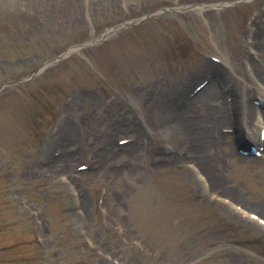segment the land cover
Returning <instances> with one entry per match:
<instances>
[{"label":"rangeland","instance_id":"374dc122","mask_svg":"<svg viewBox=\"0 0 264 264\" xmlns=\"http://www.w3.org/2000/svg\"><path fill=\"white\" fill-rule=\"evenodd\" d=\"M59 1L0 0V86L9 84L0 90V264H264V228L224 202L230 195L264 212V158L241 154L250 142L231 139L241 157L259 161L227 159L216 173L227 189L220 197L203 193L199 170L155 165L176 146L157 126L176 82L202 62L218 67L213 58L224 53L223 73L247 91L255 73L244 57L258 16L264 28V0ZM259 48L262 81L245 94L262 112ZM117 110L138 123L137 157L91 171L80 185L85 221L74 213L80 195L69 172L90 165L104 141L134 139L110 135ZM65 133L74 158L67 175L51 177L46 160ZM121 163L129 168L113 175Z\"/></svg>","mask_w":264,"mask_h":264},{"label":"bare ground","instance_id":"6f19581e","mask_svg":"<svg viewBox=\"0 0 264 264\" xmlns=\"http://www.w3.org/2000/svg\"><path fill=\"white\" fill-rule=\"evenodd\" d=\"M15 1L30 2L32 0ZM38 1L40 0H36V2ZM74 1L60 0L58 3L60 5H69ZM52 4L54 6V3ZM261 14V17L264 18V12ZM256 19L253 22V28L257 31L252 30L250 41L247 42L251 54L248 52L247 56L244 57L248 68L255 73V76L244 80L243 86L247 88V91L241 89L238 92L234 84H230L227 79V74L223 73L225 71L223 68L225 66L229 67L230 62L226 54L221 53L219 58L222 61V66L217 67L208 61L202 62L190 78L183 77L182 82H176L173 93L162 103L165 110L157 126L161 128L164 134H167L168 137L173 139L176 146L168 147L163 153L156 155L157 161L155 165L157 168L170 166L177 168L190 167L193 172L197 169L202 175L207 172L208 175L206 173L204 175L206 179L202 183L203 190H201L209 196L217 195V197H220L226 194L227 189L223 187L224 183L217 177L216 173L219 171L226 172L225 164L228 160L237 159L239 161L238 163L259 161L254 158L241 157L232 148L231 139L233 140L238 137L240 142L250 141L255 146H263L264 158V139L260 138V133L264 131V111L260 112L262 119L258 117L257 124L255 125L254 121L256 116H258V110L254 105L246 102L247 92L255 90L254 86L256 82L262 81L261 71L253 62L255 58L260 57L259 47H264V28L259 26V16ZM243 52L246 54V51L243 50ZM198 80H207V83L197 93L190 96L193 90V86L191 85ZM202 81H199L196 86ZM218 85L226 88V93L219 91L217 89ZM153 93L149 94L151 98ZM258 96L264 100L263 92H258ZM227 97H231V99L227 100ZM113 113L108 118L111 131L110 135L118 132L121 133L122 131H129L134 139L121 146L113 142L111 138L106 140V142L104 141L102 143V149L92 156L87 171L69 172L72 181L71 185L74 186L75 191H79V195L81 194L80 191H82L80 185H84L86 179L93 176L91 171L100 172L102 165L111 163L112 161H122V157L125 156L129 158V161L133 160L135 156L137 157L139 136L141 135L137 125L138 123L130 118L129 113L125 117L123 115L121 116L120 110L114 111ZM253 127L257 130L255 129L251 134H247L244 130L248 128L252 131ZM226 128L231 129L232 133H226L224 131ZM67 133L62 134L55 142L56 146L58 145L59 147L56 150L59 152V156L55 157L50 155L46 160V166L44 167L45 173L51 177L67 175V168H70L71 161L74 158V155L70 152L72 146L70 147L69 145L70 139ZM52 144L54 143L52 142ZM127 168H129L128 163H121L120 167L114 168L110 172L115 175L127 171ZM225 196L223 197L229 199L230 205L241 206L239 208L240 216L246 214V210L249 209L246 208L248 204L242 205L239 198L236 199L230 195ZM77 200L79 201V205L74 207V213L81 215L82 217L80 216V218L87 221L88 219L84 212L87 203L85 196L80 195ZM250 207L258 211L260 214H255L264 219L263 211L251 205ZM260 227L262 228L263 226L261 225Z\"/></svg>","mask_w":264,"mask_h":264}]
</instances>
